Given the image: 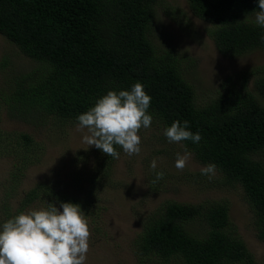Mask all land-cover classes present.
Masks as SVG:
<instances>
[{"label": "trees", "instance_id": "obj_1", "mask_svg": "<svg viewBox=\"0 0 264 264\" xmlns=\"http://www.w3.org/2000/svg\"><path fill=\"white\" fill-rule=\"evenodd\" d=\"M186 1L195 18L211 25L207 34L225 58L264 51V28L249 20L259 11L258 0ZM160 3L0 0V35L38 65L27 73L10 71L0 87V108L29 124L40 120L73 125L108 91H130L135 83L143 84L151 97V126L164 133L174 121L186 120L189 131L199 132L200 142L177 144L197 163L215 164L226 186L241 189L255 237L264 244V69L256 71L253 92L244 86L246 75L242 84L228 78L218 97L197 106L175 54L170 48L158 51L151 40ZM20 138L26 151L34 152L31 138L26 134ZM96 152L102 159L101 178L94 173L87 179L92 183L88 197L109 184L110 166L116 160L97 148ZM45 188L37 186L26 193L17 214L35 201L44 207L65 202L81 208L93 205L90 197ZM229 210L224 201L196 205L167 201L142 221L134 243L146 259L142 264H256L230 221Z\"/></svg>", "mask_w": 264, "mask_h": 264}, {"label": "rangeland", "instance_id": "obj_2", "mask_svg": "<svg viewBox=\"0 0 264 264\" xmlns=\"http://www.w3.org/2000/svg\"><path fill=\"white\" fill-rule=\"evenodd\" d=\"M155 18L151 40L158 51L170 48L175 54L185 82L193 88L197 106L218 97L228 78L242 84L246 75L244 86L253 92L256 71L264 69V51L225 58L207 34L211 25L195 18L186 0H162L155 8ZM249 20L256 24L255 14ZM37 67L0 35V87L10 78V71L17 75ZM77 124H45L40 120L29 124L11 118L0 108V224L17 214L26 193L37 186L55 194L90 197L92 207L81 208L91 232L86 264H142L144 258L134 243L149 214L167 201L193 205L205 200L224 201L230 207V221L256 264H264V244L255 237L252 213L241 189L226 186L217 172L211 179L201 175L205 166L192 155L185 169L178 170L177 154L184 151L180 144L167 141L157 126L141 129L140 154L129 157L121 150L119 159L110 166L109 184H102L95 195L88 197L92 183L87 179L94 173L101 178L98 172L102 159L94 146L82 143L83 133L77 131ZM20 134L31 138L34 152L26 151ZM153 159L157 161L155 171L150 168ZM158 171L165 176L153 183ZM54 206L59 209L58 204ZM40 208L44 206L35 201L23 212Z\"/></svg>", "mask_w": 264, "mask_h": 264}, {"label": "clouds", "instance_id": "obj_3", "mask_svg": "<svg viewBox=\"0 0 264 264\" xmlns=\"http://www.w3.org/2000/svg\"><path fill=\"white\" fill-rule=\"evenodd\" d=\"M255 22L264 28V0H258ZM264 42V36L261 37ZM151 97L144 85L137 82L130 91H108L94 106L77 117V131L83 133L82 143L119 159V146L129 157L141 152V129H148L153 117L148 113ZM189 122L174 121L164 130L170 143L191 141L202 137L188 130ZM191 158L185 149L177 154L175 167L183 171ZM150 168L155 171L157 161ZM216 172L215 164L201 168V175L209 179ZM163 171L155 172L153 183L163 179ZM62 209V210H59ZM59 209L53 204L38 210L21 212L0 224V264H86L90 250L89 222L79 205L65 202Z\"/></svg>", "mask_w": 264, "mask_h": 264}]
</instances>
